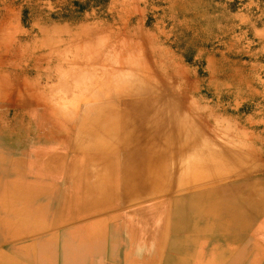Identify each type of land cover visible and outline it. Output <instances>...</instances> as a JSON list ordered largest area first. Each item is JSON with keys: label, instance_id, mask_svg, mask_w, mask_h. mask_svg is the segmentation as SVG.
<instances>
[{"label": "rangeland", "instance_id": "374dc122", "mask_svg": "<svg viewBox=\"0 0 264 264\" xmlns=\"http://www.w3.org/2000/svg\"><path fill=\"white\" fill-rule=\"evenodd\" d=\"M0 96L6 122L16 125L14 117L24 115L19 137L25 156L43 144L53 152L79 121L96 113L101 120L108 113L118 118L134 104L153 115L172 110L163 145L173 137L174 144L195 153L184 162L183 173L180 166L155 169L143 157L135 176L145 182L130 193L131 202L140 201L71 220L109 222L132 215V236L140 237L144 227L142 235L158 248L173 231L177 200L229 187L223 185L243 177L264 179V0H0ZM28 123L33 128H24ZM145 140L141 148L165 138L153 131ZM33 163L17 166L3 180L0 224L16 220L22 229L37 224L32 207L36 210L50 196L56 210L67 188L61 159L55 154L47 164ZM40 166L48 169L36 172ZM195 172L204 175L190 182L199 176ZM27 183L32 190L20 186ZM163 183L174 188L163 192ZM251 186L264 192V185ZM236 194L222 192L228 200ZM190 202L180 208L189 211ZM113 223L104 230L106 238L93 241L86 253L96 245L115 251ZM83 244L88 247L87 241ZM256 260L264 264V258Z\"/></svg>", "mask_w": 264, "mask_h": 264}, {"label": "bare ground", "instance_id": "6f19581e", "mask_svg": "<svg viewBox=\"0 0 264 264\" xmlns=\"http://www.w3.org/2000/svg\"><path fill=\"white\" fill-rule=\"evenodd\" d=\"M2 96H0V102L2 101ZM166 100L170 102V100ZM119 104L121 105V103ZM171 105L173 104L171 103ZM141 106L142 105L134 104V110L129 111L128 114L124 113L125 115H121L118 118H116L113 113H108L105 117H103L104 119L101 120L100 118H98V114L96 113L95 116L90 120L88 119V121H79V125L75 126L74 130H71V128H69L71 130V133H69L68 131L70 138H61L60 140L62 141L59 143L60 145L57 149H52L53 152L50 153L49 148L54 147L43 144L41 149L38 150L37 153H32L26 156L23 150L25 147V142L20 139L21 137H19L23 130V126L20 125L19 121L22 120L24 115L21 113L19 115H16L13 119L16 125H13L10 122H6L3 114H0V184L3 183V180H6V178L12 173L11 171L14 170L17 166L28 165V163L31 165H35L36 163H33L34 161H37L39 165H43L44 162L47 164V162L52 161L55 154L57 155V157H59V159H61V167H63L65 171V183H67V188L64 190L62 189L60 194V201L57 204L56 210L53 211V198L51 196L44 200L40 206L38 205L36 210L34 209V207H32V214L39 220L37 224H34V228L45 230L52 223L62 224L66 223L67 221H71L73 218H83L90 215L93 216L111 210L112 208L115 209V207L117 206L124 207L125 205L134 203L135 201L131 202L132 199L130 200V193L134 188L133 186H136L138 183L145 182L141 179L140 174L135 176L137 172L135 170H138L140 162L142 161L141 159L143 157H147L149 160V164H152L151 167H154L155 169L158 168L162 171V169L164 168L163 170L167 171V169H165L167 167L178 169L180 166V168L178 169L179 173H183V171L180 169L183 167L184 162L186 160L192 161L195 153L192 150L193 148L189 149L187 147L185 148L181 145L174 144L177 142H175L173 137H171L170 139L171 144L168 143L166 146L163 145V143L165 144V142L169 140L167 138L169 134L167 135L165 132L171 130L166 125L168 124V119H172V116L168 115V112L172 110L167 109L168 112H166L168 114L159 112V115L158 113L153 115L147 114V111L146 113H143L146 108L140 110ZM124 109L125 108H123V110ZM172 109L173 111L175 110L173 107ZM165 114H167L168 116H165ZM103 115L104 114H102V116ZM98 124L100 128L96 129ZM28 125L29 123L26 124L24 128L28 127ZM82 125L88 128L89 131H86L87 133L82 131L86 128H80ZM88 125L90 126L88 127ZM30 126L33 128V125H29V127ZM154 126H156V128ZM153 131H156V135L158 137L165 138V140L161 142V144L157 143L146 145L147 147H145L144 144V147L141 148V141L145 140L146 137H151L153 135ZM178 134V132H173V135L171 136L176 137ZM7 136L9 139L7 138ZM36 156L39 157L37 159H33ZM203 161L204 162L202 163L201 168L205 169L207 168L208 163H206V160ZM163 165H166V167ZM43 169L47 170L48 166H40L39 169L36 168V172H38V170L43 171ZM95 171L96 175L94 178L93 174H95ZM203 172L207 174L206 170H204ZM197 175V179L193 178L189 181H198L199 178H201L204 174L202 175L200 173ZM193 177H195V175ZM185 179L186 178H182L183 181H181L180 184H184ZM189 181L188 183H190ZM170 184L172 183L170 182ZM20 186L25 188L24 190H32L33 185L31 183H27V185L21 184ZM251 187L252 190H249V192H247L245 196H251L252 199H254L259 194L256 200L261 203V209H258L256 213L253 212L252 214L258 217V214L262 213V216H264V192H257L254 186ZM173 188L174 186H166V184L163 183L160 189L163 192H165V190L167 192V190L169 191ZM150 197L152 198L154 197V195ZM212 198L216 200V198ZM240 200L243 199L240 198ZM138 201L140 200L137 199L135 203H137ZM217 211H219L221 214L223 210L217 208L215 212ZM249 211L251 213L252 210L246 208L245 213L248 212L247 215H249ZM133 217L134 216L130 215L127 219L124 220V222L127 223L124 228L122 227L123 225L120 226L117 223H113L110 226V234L114 236L110 239L112 244L116 243L115 251L117 249L119 250V248H122L125 245H128L125 230H127L128 233L131 234L130 231H132V229L130 228V224L134 221ZM105 232L106 231H104V234ZM105 237L106 236H104V238ZM119 237L121 238V242H118L117 240L119 239ZM96 241L99 242L101 240L97 239ZM94 242L91 243L90 241H87L88 247H84L85 244H80L78 245V248H81V253L86 254L89 245H92ZM44 243L45 242L43 241H38L37 247L39 249L52 247L49 242H47V245H45ZM68 243L69 242H67V240L62 238H60V243L58 241L59 245L57 246L61 249L59 257V260H61L60 264H71L72 261H76V257H74L73 259V257L70 256L71 253L74 252L73 250L75 246ZM97 246L98 245L93 246V248L97 249ZM261 257L264 258L263 256ZM79 258H84V256H80Z\"/></svg>", "mask_w": 264, "mask_h": 264}, {"label": "crops", "instance_id": "0c3cea01", "mask_svg": "<svg viewBox=\"0 0 264 264\" xmlns=\"http://www.w3.org/2000/svg\"><path fill=\"white\" fill-rule=\"evenodd\" d=\"M11 172L15 174L16 169ZM251 183L260 187L264 185V179L243 177L236 184L230 182L229 185H223L229 187L207 191L206 197L192 195L187 199L192 200L190 209L193 211L190 209L184 211L180 208L187 199L177 200L175 218L171 222L173 231L158 248H151L150 237L142 235L147 229L142 227L143 233L140 237H133L125 230L128 246L119 250L110 251L105 246L86 255L81 253L78 245L83 244L85 240L92 243L97 239H104V230L110 222L123 225L124 228L127 225L124 219L109 222L74 220L62 223L60 227L57 226L59 224L52 223L47 229L40 231H32L34 225L22 229V225L19 224L21 222L18 223L16 220L9 221L8 224L1 223L0 264H60V248L57 246L60 238L75 246L74 252L72 251L70 255L73 259L76 257L72 264H245L244 261L261 264L260 260L259 262L256 260L257 263L253 260L264 256V217L252 214L261 209V203L251 196H245L252 190ZM233 190L237 194L238 191L241 193L230 200L224 197ZM5 191L6 187L1 183L0 192ZM240 198L247 200L243 201ZM217 208L223 210L221 214L219 211L215 212ZM246 208L252 210L251 213L249 211V215L248 212L245 213ZM238 214V220L234 223ZM38 241L45 242V245L49 242L52 247L39 249ZM181 246L184 247L179 250ZM80 256L84 258H79ZM246 256H251L252 259Z\"/></svg>", "mask_w": 264, "mask_h": 264}]
</instances>
